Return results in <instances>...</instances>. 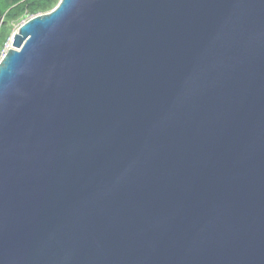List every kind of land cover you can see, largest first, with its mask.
I'll use <instances>...</instances> for the list:
<instances>
[{"label":"water","instance_id":"1","mask_svg":"<svg viewBox=\"0 0 264 264\" xmlns=\"http://www.w3.org/2000/svg\"><path fill=\"white\" fill-rule=\"evenodd\" d=\"M0 264H264V0H59L0 59Z\"/></svg>","mask_w":264,"mask_h":264},{"label":"trees","instance_id":"2","mask_svg":"<svg viewBox=\"0 0 264 264\" xmlns=\"http://www.w3.org/2000/svg\"><path fill=\"white\" fill-rule=\"evenodd\" d=\"M59 0H0V52L14 23L36 15L44 7H54ZM26 15V17H25ZM30 17V16H29Z\"/></svg>","mask_w":264,"mask_h":264},{"label":"rangeland","instance_id":"3","mask_svg":"<svg viewBox=\"0 0 264 264\" xmlns=\"http://www.w3.org/2000/svg\"><path fill=\"white\" fill-rule=\"evenodd\" d=\"M52 7H49V6H47V7H44V8H41V10L39 11V12H37V14H41V13H45V12H48L50 9H51ZM30 17H31V15H29ZM29 16H27L28 18H29ZM34 16V15H33ZM25 17H26V15H25ZM27 19V18H26ZM26 19H24L23 18V20H26ZM22 20V21H23ZM21 21V22H22ZM20 22V23H21ZM18 25H19V23L18 24H16V23H14L13 25H12V28L10 29V32H9V37H12V35H13V33L17 30V27H18ZM9 37H8V39H9ZM7 39V40H8ZM1 41V40H0ZM7 42V41H6ZM5 42V43H6ZM5 44H4V46H3V48L1 49V52H0V59H1V54H2V51L5 49Z\"/></svg>","mask_w":264,"mask_h":264},{"label":"built area","instance_id":"4","mask_svg":"<svg viewBox=\"0 0 264 264\" xmlns=\"http://www.w3.org/2000/svg\"><path fill=\"white\" fill-rule=\"evenodd\" d=\"M20 24V23H19ZM19 26V25H18ZM11 38L12 37H9V39L7 40V42L5 43V49L2 51V54H1V57L2 55L11 47Z\"/></svg>","mask_w":264,"mask_h":264}]
</instances>
